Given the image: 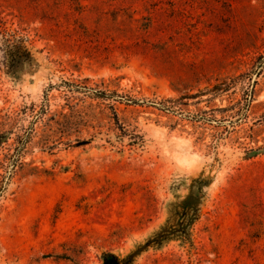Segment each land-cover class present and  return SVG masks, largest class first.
<instances>
[{"label": "rangeland", "instance_id": "1", "mask_svg": "<svg viewBox=\"0 0 264 264\" xmlns=\"http://www.w3.org/2000/svg\"><path fill=\"white\" fill-rule=\"evenodd\" d=\"M2 27L37 51L0 70V264L123 254L196 179L190 242L137 264H264V0H0Z\"/></svg>", "mask_w": 264, "mask_h": 264}, {"label": "trees", "instance_id": "2", "mask_svg": "<svg viewBox=\"0 0 264 264\" xmlns=\"http://www.w3.org/2000/svg\"><path fill=\"white\" fill-rule=\"evenodd\" d=\"M33 51L37 50H35L33 42L28 36L11 28H0V70L4 74H10L20 66L30 62ZM60 86L50 85L45 93L47 94L52 89ZM64 86L69 87L67 90L69 93L80 91L77 90L79 88L75 89V86L68 83H65ZM84 89L91 92L94 98L98 100H109L124 103L128 106L140 105L138 100L126 95H120L115 92L105 93L103 91H93L88 88ZM150 104L151 107H155L160 102H150ZM43 112L44 109L40 113ZM23 146L24 143L20 142V151ZM187 189L188 194L184 201L180 200V196H175L177 203H168L170 208L169 217L166 221L155 227L142 241H134L132 249L123 254H118L111 250L99 248L97 254L98 264H137L141 256L149 250L160 251L172 241H179L181 243L190 242L191 235L189 230L193 224L200 220L209 195L207 193V182L204 180H194ZM55 257L58 258V256Z\"/></svg>", "mask_w": 264, "mask_h": 264}]
</instances>
